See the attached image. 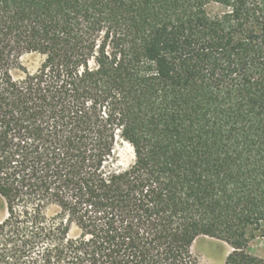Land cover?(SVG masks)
Here are the masks:
<instances>
[{"label":"trees","instance_id":"trees-1","mask_svg":"<svg viewBox=\"0 0 264 264\" xmlns=\"http://www.w3.org/2000/svg\"><path fill=\"white\" fill-rule=\"evenodd\" d=\"M0 202V264H264V0H0Z\"/></svg>","mask_w":264,"mask_h":264},{"label":"rangeland","instance_id":"rangeland-1","mask_svg":"<svg viewBox=\"0 0 264 264\" xmlns=\"http://www.w3.org/2000/svg\"><path fill=\"white\" fill-rule=\"evenodd\" d=\"M43 62V57L39 54H26L21 58V66L29 73H36ZM16 79L24 77V71L17 69L13 72ZM135 161L134 149L127 142H119L116 147L114 167L124 170L129 168ZM57 209L51 208L47 215L52 217ZM7 216L5 206L0 202V222ZM245 251L248 254L264 258V241L256 239L249 243ZM234 252V248L227 242L210 238L200 237L193 246V253L199 257L204 264H225L229 255Z\"/></svg>","mask_w":264,"mask_h":264}]
</instances>
